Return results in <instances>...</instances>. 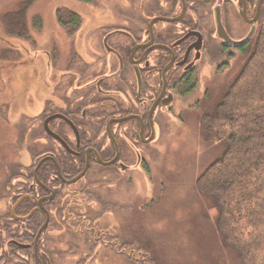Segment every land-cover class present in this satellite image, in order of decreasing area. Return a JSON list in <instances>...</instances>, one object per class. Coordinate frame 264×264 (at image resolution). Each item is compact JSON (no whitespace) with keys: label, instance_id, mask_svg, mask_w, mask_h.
<instances>
[{"label":"flooded vegetation","instance_id":"af4514ba","mask_svg":"<svg viewBox=\"0 0 264 264\" xmlns=\"http://www.w3.org/2000/svg\"><path fill=\"white\" fill-rule=\"evenodd\" d=\"M141 1L100 26L84 56L71 51L53 104L31 117L50 144L3 182L0 264H150L149 250L118 227L136 221L139 177L140 207L149 204L150 143L159 123L183 122L176 98L193 90L211 44L245 53L264 0Z\"/></svg>","mask_w":264,"mask_h":264},{"label":"rangeland","instance_id":"374dc122","mask_svg":"<svg viewBox=\"0 0 264 264\" xmlns=\"http://www.w3.org/2000/svg\"><path fill=\"white\" fill-rule=\"evenodd\" d=\"M143 1L146 5L148 0ZM136 2L143 3L0 0V194L9 172L19 163L27 165L49 148L41 127H35L38 120L31 117L45 105L53 104L47 102L57 94L52 81L67 58L74 56L71 51L84 56L94 44L98 28L121 21L125 13L134 10ZM68 11L79 16L78 29L72 30L69 23L61 25L58 15L66 20ZM211 45L194 73L193 90L176 98L177 105L184 109L183 122L176 118L179 122L159 123L150 143L149 204L140 207L146 182L139 177V198L134 202L139 203L136 221L129 216L126 223L118 225L149 250L150 264H240L235 251L223 244L217 231V210L212 198L200 193L195 181L225 149L213 134L206 133V137L201 131L200 115L210 112L247 53H221L219 46ZM55 58L58 65L53 64ZM200 99L198 110L195 101ZM126 193H115L113 197ZM109 259H114L112 264H132L120 256Z\"/></svg>","mask_w":264,"mask_h":264},{"label":"trees","instance_id":"16d2710c","mask_svg":"<svg viewBox=\"0 0 264 264\" xmlns=\"http://www.w3.org/2000/svg\"><path fill=\"white\" fill-rule=\"evenodd\" d=\"M66 14L58 15L62 26L79 24ZM252 38L234 79L200 115L201 131L225 149L195 181L212 198L217 231L240 264H264V20Z\"/></svg>","mask_w":264,"mask_h":264},{"label":"water","instance_id":"95a60500","mask_svg":"<svg viewBox=\"0 0 264 264\" xmlns=\"http://www.w3.org/2000/svg\"><path fill=\"white\" fill-rule=\"evenodd\" d=\"M253 30H251L247 36L245 37V39L243 40V42H246L251 36H252ZM48 131V130H47Z\"/></svg>","mask_w":264,"mask_h":264}]
</instances>
